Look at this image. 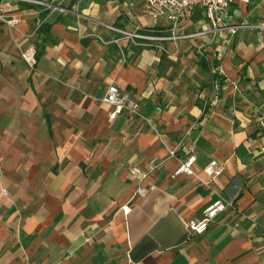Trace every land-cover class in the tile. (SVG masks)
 I'll list each match as a JSON object with an SVG mask.
<instances>
[{"label": "crops", "instance_id": "crops-1", "mask_svg": "<svg viewBox=\"0 0 264 264\" xmlns=\"http://www.w3.org/2000/svg\"><path fill=\"white\" fill-rule=\"evenodd\" d=\"M40 1L52 6L7 7L19 22L0 30V264H264V0H230L227 23L251 25L233 35L186 13L178 33L195 35L165 51L114 42L115 28L168 33L141 0ZM29 44L33 69L19 54ZM111 83L136 113L110 118ZM188 145L194 175L172 177ZM212 160L223 171L211 179ZM132 165L155 166L144 196ZM219 197L235 211L190 231Z\"/></svg>", "mask_w": 264, "mask_h": 264}, {"label": "built area", "instance_id": "built-area-1", "mask_svg": "<svg viewBox=\"0 0 264 264\" xmlns=\"http://www.w3.org/2000/svg\"><path fill=\"white\" fill-rule=\"evenodd\" d=\"M20 3H30L36 5H47L40 0H0V30L3 26L8 28H16L19 20L16 17L8 16L6 14L7 7L14 6ZM59 3L57 4V6ZM131 5H133L131 3ZM196 8H201L204 11L205 17L211 30H226L229 34L233 35L238 29L250 27L247 24H228L230 18V0H141L140 10L142 14L148 15L151 18L153 24H158L163 21L167 24V34H156L154 30H148L141 26H134L132 30H123L115 28L116 32L120 35L114 42H119L121 38L131 40L135 43L141 42L147 46H157L161 50H166L159 43L162 41L176 42L178 39L188 36H194L195 34L180 35L178 28L183 16ZM43 19L37 18L35 26L27 37L32 36L39 26L43 23ZM259 28L264 29V25H260ZM200 32L198 34H204ZM20 57L25 65L33 69L37 63V52L33 44H29L24 48L19 49ZM223 52L218 50L214 56V60L219 61L222 59ZM102 101L113 107L110 112V118H113L117 113L122 110H127L131 113H136L139 108V103L135 99L132 93L120 90L116 84L111 83L107 86L103 95ZM186 157L180 162L177 170L171 175L174 177L177 174L183 173L186 175H194L193 164L196 161V155L192 151V145H188ZM169 156H175L176 148L168 150ZM155 170V166L151 165L148 168H140L136 165H132L128 169V175L131 179L137 182L136 193L139 196L146 195L152 188V185H144L143 182L147 180L149 175ZM223 171V167L216 161H210L205 167L204 172L212 179ZM204 181L208 184L210 180ZM226 210H234L235 205L232 200L219 197L212 204H210L203 212V216L200 220H189L187 226L190 231L196 233H202L208 226V223L217 217L220 213ZM241 218H247L251 221H255L253 213H240ZM237 226V223L235 224Z\"/></svg>", "mask_w": 264, "mask_h": 264}, {"label": "rangeland", "instance_id": "rangeland-1", "mask_svg": "<svg viewBox=\"0 0 264 264\" xmlns=\"http://www.w3.org/2000/svg\"><path fill=\"white\" fill-rule=\"evenodd\" d=\"M260 184H261L262 188L260 189L259 197H260V200H261L263 207H264V177L261 178Z\"/></svg>", "mask_w": 264, "mask_h": 264}, {"label": "trees", "instance_id": "trees-1", "mask_svg": "<svg viewBox=\"0 0 264 264\" xmlns=\"http://www.w3.org/2000/svg\"><path fill=\"white\" fill-rule=\"evenodd\" d=\"M37 57H38V55H37ZM216 65H217V61L214 60V66H216ZM215 75L218 76L220 78V80H222V81L225 80V77L221 74H218L217 71H215Z\"/></svg>", "mask_w": 264, "mask_h": 264}]
</instances>
